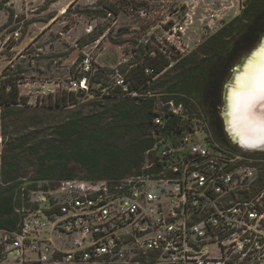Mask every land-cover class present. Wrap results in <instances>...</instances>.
<instances>
[{"label": "built area", "instance_id": "1", "mask_svg": "<svg viewBox=\"0 0 264 264\" xmlns=\"http://www.w3.org/2000/svg\"><path fill=\"white\" fill-rule=\"evenodd\" d=\"M90 63L83 56L81 71L91 73ZM23 79L1 74L0 91L14 85L19 103L31 86ZM52 85L40 95L61 89ZM162 101L132 173L33 181L16 205L17 228H0V264H264L262 164L226 133L218 139L196 102ZM5 105L0 96V184ZM166 111L180 118L172 127Z\"/></svg>", "mask_w": 264, "mask_h": 264}, {"label": "rangeland", "instance_id": "2", "mask_svg": "<svg viewBox=\"0 0 264 264\" xmlns=\"http://www.w3.org/2000/svg\"><path fill=\"white\" fill-rule=\"evenodd\" d=\"M109 3L120 7L117 14L106 7ZM244 3L245 0H0V75L22 76L30 82V87H23L22 101L15 106L26 107L25 118L37 113L43 121L23 129L19 128V120H23L20 115L7 117L8 140L15 134L36 128L43 130L66 120L79 108L86 114L95 108V102L99 108H107L115 101L104 94L114 84H125L122 74L135 65L132 62L143 61L145 54L155 55L158 50L173 64L177 58L195 50L224 21L239 14ZM15 32L18 37H14ZM90 34H98V37L80 44ZM258 41L233 57L217 84V117L222 122L223 137L225 133L231 136L224 106L232 67L238 65ZM83 56L90 58L92 69L103 68L106 85L88 78L89 88H79L81 84L76 83L79 82L77 77L83 74L80 68ZM11 66H15L14 69ZM52 82H60L61 89L41 96V90L53 89ZM70 90L76 93L78 100L62 103L61 96L68 95ZM82 90L83 94L79 92ZM169 94L163 88L156 90L157 107L162 109V100ZM202 114L206 120H212L208 108H202ZM110 117L109 113L107 120ZM4 120L6 122L5 113ZM136 135L137 132L130 129L120 131L116 142L124 146ZM249 152L256 162H264V149ZM22 157L25 170L33 174V157L26 153ZM68 166L73 176L88 174L78 162H69Z\"/></svg>", "mask_w": 264, "mask_h": 264}, {"label": "trees", "instance_id": "3", "mask_svg": "<svg viewBox=\"0 0 264 264\" xmlns=\"http://www.w3.org/2000/svg\"><path fill=\"white\" fill-rule=\"evenodd\" d=\"M106 7L116 14L120 10L114 3H109ZM262 34L264 0H245L239 14L209 34L195 50L177 58L173 64H170L171 60L166 54L158 50L155 55L145 54L143 61L132 62L135 65L128 71L124 70L122 74L125 84H114L107 90V94H104L115 101L107 108H99L95 102V108L90 112L85 114L79 108L68 119L49 125V130L48 127L43 130L36 128L12 136L7 140L2 173L4 184H0V228H17L19 215L15 210L16 205L21 204L22 194L28 193V188L38 178H119L136 170L143 161L144 152L153 143L147 133L157 114L156 90L163 88L170 93L168 97L177 102L182 101L186 105L196 102L201 108H208L215 136L225 140L220 131L222 122L217 117V84L233 57L254 44ZM97 37L98 34H90L82 39L80 44L83 45ZM82 73L78 79L89 75L88 78L95 83L107 84L103 68L96 67L91 73ZM79 92L84 93L83 90ZM67 93L68 95L61 96L62 103L78 100L72 90ZM0 96L6 103L5 129L9 126L7 117L12 115H20L23 120H19V128L23 129L43 122L37 113L25 118L26 107L15 106L19 100L18 90L14 85L7 92L1 90ZM168 97L164 96L163 99ZM58 100L59 97L56 98V104ZM109 113L112 117L107 120ZM163 120H167L168 126L172 127L175 125L173 120L180 118L166 111ZM126 129L133 130L138 135L126 145L119 146L116 137L120 131ZM25 153L33 157V174H28L25 170L22 160ZM74 161L83 166L88 174L73 176L68 163ZM262 167L261 180L264 179V162ZM21 177L26 180H21Z\"/></svg>", "mask_w": 264, "mask_h": 264}, {"label": "bare ground", "instance_id": "4", "mask_svg": "<svg viewBox=\"0 0 264 264\" xmlns=\"http://www.w3.org/2000/svg\"><path fill=\"white\" fill-rule=\"evenodd\" d=\"M261 49H264V44L243 65L241 71L236 73L232 83L227 87L225 95L224 117L230 131L229 134L240 146L249 149H264V100L258 101L252 108L251 118L245 119L243 113H237L233 109V93L237 90L249 62H259ZM249 141L252 143L250 144Z\"/></svg>", "mask_w": 264, "mask_h": 264}, {"label": "snow or ice", "instance_id": "5", "mask_svg": "<svg viewBox=\"0 0 264 264\" xmlns=\"http://www.w3.org/2000/svg\"><path fill=\"white\" fill-rule=\"evenodd\" d=\"M259 57L258 63L250 61L246 66L244 76L233 93V109L243 113L245 119H250L252 108L264 100V49L260 50Z\"/></svg>", "mask_w": 264, "mask_h": 264}, {"label": "water", "instance_id": "6", "mask_svg": "<svg viewBox=\"0 0 264 264\" xmlns=\"http://www.w3.org/2000/svg\"><path fill=\"white\" fill-rule=\"evenodd\" d=\"M264 44V35H262L258 41V43L250 50V52H248L240 61V63L238 65H234L232 67V79L228 82L227 86H226V91H227V87L229 86V84L232 83L235 75L237 72L241 71L243 65L251 58V56H253ZM226 95V92H225ZM226 97V96H225Z\"/></svg>", "mask_w": 264, "mask_h": 264}]
</instances>
